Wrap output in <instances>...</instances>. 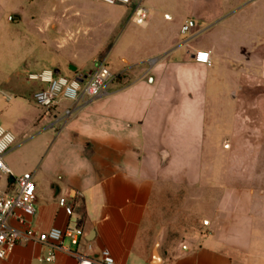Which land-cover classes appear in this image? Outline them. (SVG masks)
I'll use <instances>...</instances> for the list:
<instances>
[{"label": "crops", "instance_id": "1", "mask_svg": "<svg viewBox=\"0 0 264 264\" xmlns=\"http://www.w3.org/2000/svg\"><path fill=\"white\" fill-rule=\"evenodd\" d=\"M188 1H145L147 24L128 23L138 33H130L116 62L115 75L126 78L112 80L97 99L63 101L45 113L32 99L41 85L27 77L48 69L86 77L99 56L111 54V44L77 64L76 73L62 61L32 64L28 56L0 64V126L16 140L5 163L14 177L33 174L29 221L36 232L84 231L78 246L63 241L71 253L95 260L108 249L116 264H264V188L251 183L244 199L245 188L231 181L219 149L238 125L242 74L235 60L219 57L216 45L233 43L228 20L251 13L255 0H204L203 14H194V5L178 10ZM34 4L0 0V25L30 28ZM111 7L131 16V7ZM175 19V31L150 38L154 26ZM202 51L211 65L195 62ZM225 113L232 120L224 125ZM66 249L29 240L0 264H78ZM51 252L53 262L41 261Z\"/></svg>", "mask_w": 264, "mask_h": 264}, {"label": "rangeland", "instance_id": "2", "mask_svg": "<svg viewBox=\"0 0 264 264\" xmlns=\"http://www.w3.org/2000/svg\"><path fill=\"white\" fill-rule=\"evenodd\" d=\"M191 5L195 7L191 9L194 14H203L207 8L204 0L190 2L187 6L184 3V7L177 8L187 12ZM118 8L122 10L101 5L96 0L74 3L72 0H36L32 19H29L34 25L30 28L0 25V64L10 67L15 62L11 58L28 56L32 64L62 61L66 65L77 66L111 44L112 52L107 62L115 75L118 55L128 46L132 38L130 33L133 36L138 33L132 27L134 25H128V13ZM251 10V13L242 12L234 18H226H230L226 27L232 32L233 43L225 45L218 42L216 45L219 57L235 60L236 68L242 74L238 125L219 143V149L227 155L226 166L229 167L231 181L235 180L237 186L245 188L244 199L251 183L256 188H264V0H255ZM220 16L223 18L225 14ZM179 24L180 21L175 19L165 27L154 26L149 36L154 38L161 32L175 31ZM128 26L131 28L126 31ZM62 75L68 77L67 74ZM115 76L118 82L126 78L122 73ZM231 120L230 113H225L221 119L224 125ZM220 162L223 163V158ZM5 183L2 181V187Z\"/></svg>", "mask_w": 264, "mask_h": 264}, {"label": "built area", "instance_id": "3", "mask_svg": "<svg viewBox=\"0 0 264 264\" xmlns=\"http://www.w3.org/2000/svg\"><path fill=\"white\" fill-rule=\"evenodd\" d=\"M146 0H99L107 6L121 5L132 8L130 22L142 27L147 24L149 11L145 6ZM190 30V24L182 28V33ZM107 56H99L92 71L86 77H65L56 75L53 70H44L40 73L29 74L28 81L41 85V88L33 95L34 104L48 113L61 102L78 104L86 99H97L101 97L106 87L116 76L110 71ZM196 63L211 65L210 53L198 52L194 56ZM74 108L67 109L65 115L70 116ZM13 134L0 126V261L5 260L13 252L19 243L32 240L37 243L49 244L54 249H66L63 241L68 239L72 246H78L84 236L80 228H67L65 230L53 228L47 232H36L29 219L35 214L36 184L32 173H24L19 177L12 176V173L5 163V156L15 144ZM2 179L6 180V187H2ZM68 215H72L73 209L67 206L66 200H60ZM15 221L21 229H15L12 222ZM70 252V250L66 249ZM71 253V252H70ZM78 261V264H116L110 251L103 249L98 259H91L76 252L71 253ZM55 260L54 252L48 257L41 258V261L51 263Z\"/></svg>", "mask_w": 264, "mask_h": 264}, {"label": "water", "instance_id": "4", "mask_svg": "<svg viewBox=\"0 0 264 264\" xmlns=\"http://www.w3.org/2000/svg\"><path fill=\"white\" fill-rule=\"evenodd\" d=\"M69 70L71 72H73V73H76L77 72V68L75 66H72V65L69 67ZM55 74L58 75L59 73L57 71H55Z\"/></svg>", "mask_w": 264, "mask_h": 264}]
</instances>
